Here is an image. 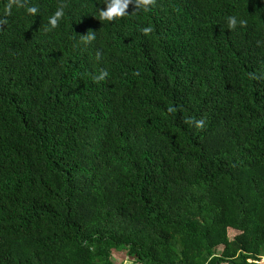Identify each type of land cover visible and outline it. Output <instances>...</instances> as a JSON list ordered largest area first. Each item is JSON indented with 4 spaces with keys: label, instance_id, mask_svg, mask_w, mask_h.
Here are the masks:
<instances>
[{
    "label": "trees",
    "instance_id": "obj_1",
    "mask_svg": "<svg viewBox=\"0 0 264 264\" xmlns=\"http://www.w3.org/2000/svg\"><path fill=\"white\" fill-rule=\"evenodd\" d=\"M115 251L264 264V0H0V264Z\"/></svg>",
    "mask_w": 264,
    "mask_h": 264
},
{
    "label": "rangeland",
    "instance_id": "obj_2",
    "mask_svg": "<svg viewBox=\"0 0 264 264\" xmlns=\"http://www.w3.org/2000/svg\"><path fill=\"white\" fill-rule=\"evenodd\" d=\"M113 260L116 264H135L133 258L128 256L126 251H115Z\"/></svg>",
    "mask_w": 264,
    "mask_h": 264
}]
</instances>
